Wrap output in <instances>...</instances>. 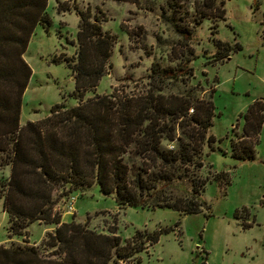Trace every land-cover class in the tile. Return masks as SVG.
I'll list each match as a JSON object with an SVG mask.
<instances>
[{
    "label": "rangeland",
    "instance_id": "rangeland-1",
    "mask_svg": "<svg viewBox=\"0 0 264 264\" xmlns=\"http://www.w3.org/2000/svg\"><path fill=\"white\" fill-rule=\"evenodd\" d=\"M205 1L222 4L225 18L214 19L213 14L202 19ZM76 9L104 19L103 30L116 37L106 75L96 89L84 92V99L112 93L139 101L151 94L212 99L215 116L209 135L214 140L203 147L204 166L189 172L209 179L201 195L207 207L198 214L119 208L115 196L105 195L98 184L76 191L61 187L55 192V211L67 222L88 220L98 232L109 233L116 226L124 241L137 231L168 230L120 264H264V123L255 158L232 155V141L243 132V114L254 102H264V0H48L51 23L37 25L24 54L32 75L23 95L21 125L47 116L55 104L79 103L66 61H76ZM214 40L231 45L229 58H214ZM182 67L192 68L193 74L180 72ZM164 146L172 148L167 142ZM217 173H225L228 181L214 180ZM9 175L10 166L0 167V177ZM178 184L174 194L190 192V179ZM72 199L75 210L67 213ZM53 229L37 221L16 234L0 199V244L40 246Z\"/></svg>",
    "mask_w": 264,
    "mask_h": 264
},
{
    "label": "trees",
    "instance_id": "trees-1",
    "mask_svg": "<svg viewBox=\"0 0 264 264\" xmlns=\"http://www.w3.org/2000/svg\"><path fill=\"white\" fill-rule=\"evenodd\" d=\"M47 5L48 0H0V167L10 166L9 177H0V199L16 234L22 235L37 221L54 228L40 246L0 244V264H120L144 251L147 241L158 242L168 230L137 231L124 241L116 226L103 233L91 229L88 220L63 222L55 211V192L66 185L76 191L98 184L105 195L115 196L119 208H168L182 215L202 212L207 204L201 195L209 179L189 172L204 166L203 147L214 140L209 135L214 103L191 93L151 94L143 101L114 93L84 99V92L96 89L106 75L116 37L103 30L104 19H92L88 10L76 9L80 16L76 61H66L74 73L79 103L55 104L47 116L21 125L23 95L32 75L24 54L37 25L51 23ZM202 5V19L213 14L214 19L225 18L222 4ZM214 45L217 61L229 58V43L214 40ZM181 71L193 74L192 68ZM167 72L176 77L177 73ZM243 118L242 135L232 141V155L253 160L264 102L251 104ZM187 178L190 192L174 194ZM214 180L228 181L225 173H217Z\"/></svg>",
    "mask_w": 264,
    "mask_h": 264
},
{
    "label": "built area",
    "instance_id": "built-area-1",
    "mask_svg": "<svg viewBox=\"0 0 264 264\" xmlns=\"http://www.w3.org/2000/svg\"><path fill=\"white\" fill-rule=\"evenodd\" d=\"M73 199L69 202V205L67 207V213H73V211L75 210V208H74V200Z\"/></svg>",
    "mask_w": 264,
    "mask_h": 264
},
{
    "label": "crops",
    "instance_id": "crops-1",
    "mask_svg": "<svg viewBox=\"0 0 264 264\" xmlns=\"http://www.w3.org/2000/svg\"><path fill=\"white\" fill-rule=\"evenodd\" d=\"M63 222H67L65 219L62 220Z\"/></svg>",
    "mask_w": 264,
    "mask_h": 264
}]
</instances>
